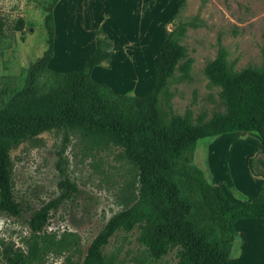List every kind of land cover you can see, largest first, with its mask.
I'll return each instance as SVG.
<instances>
[{
  "label": "trees",
  "instance_id": "1",
  "mask_svg": "<svg viewBox=\"0 0 264 264\" xmlns=\"http://www.w3.org/2000/svg\"><path fill=\"white\" fill-rule=\"evenodd\" d=\"M57 1L48 0L44 6L47 49L28 69L25 85L0 104V214L16 217L22 212L13 193L10 149L54 129L78 131L95 146L120 148L136 171L138 193L131 204L110 216L79 259L73 260L71 255L79 243L76 234L56 238L44 232L50 210L57 206L52 200L31 213L30 235L24 246L4 245L0 261L43 264L49 253L66 250L71 254L64 264H117L106 252L111 237L118 231L138 228L137 241L153 262L178 248L177 264H228L236 221L264 219V181L254 201L233 203L220 186L206 179L188 154L201 138L250 131L258 135L261 144L258 154L249 159V167L253 175L264 178V64L234 70L220 45L204 72L219 86L224 110L213 111L210 116H194L187 110L172 113L165 121L159 96L166 91L176 68L186 73L190 65L189 58L180 63L187 54L177 39L179 30L163 26L150 91L143 96L115 93L91 77L96 65L108 66L113 53L114 43L101 28L94 51L79 70L58 72L48 67L53 56V7ZM175 17L176 13L168 22L173 23ZM22 26L20 18L17 29ZM45 75L52 81L40 82ZM178 176L184 178L185 190ZM136 264H144V259L136 260Z\"/></svg>",
  "mask_w": 264,
  "mask_h": 264
},
{
  "label": "rangeland",
  "instance_id": "2",
  "mask_svg": "<svg viewBox=\"0 0 264 264\" xmlns=\"http://www.w3.org/2000/svg\"><path fill=\"white\" fill-rule=\"evenodd\" d=\"M158 1H161L158 15L168 9L163 26L168 30L177 28V39L186 48L187 56L180 63L190 59L187 72L176 68L166 87L167 93L159 96L162 117L168 121L172 113L184 114L187 110L194 116L223 111L220 88L208 80L204 68L216 57L220 45L234 70L264 64V0ZM47 2L0 0V104L25 85L28 69L47 49L44 26ZM175 13L173 23H169ZM20 18L23 26L17 29ZM161 32L157 27L158 43ZM150 75L149 66L139 79L149 82ZM44 81L51 82L52 77H41L40 82ZM260 144L257 134L234 131L199 139L188 156L231 202L251 201L261 183L260 177L252 175L248 160L258 154ZM10 158L13 193L22 212L16 217L0 214V254L6 244L24 246L30 235L31 213L56 200L57 206L50 210L44 232L56 238L72 232L79 243L73 254L54 251L43 264H64L69 254L73 260L79 259L110 216L137 197V174L121 149L95 146L78 131L43 132L11 148ZM177 181L185 190L184 178L178 176ZM235 229L228 264H264V219H240ZM138 232V228L116 232L110 239L107 255L117 264H136V260L143 259L144 264H177L178 248L158 262L151 261L137 241Z\"/></svg>",
  "mask_w": 264,
  "mask_h": 264
},
{
  "label": "crops",
  "instance_id": "3",
  "mask_svg": "<svg viewBox=\"0 0 264 264\" xmlns=\"http://www.w3.org/2000/svg\"><path fill=\"white\" fill-rule=\"evenodd\" d=\"M160 3L157 0H58L53 7V56L48 67L58 72L79 70L94 51L96 33L101 28L114 43L113 53L108 66L96 65L91 77L106 83L115 93L145 95L154 84L164 38L163 24L168 19V9L158 15ZM157 27L162 29L159 43ZM149 66V82L140 81L139 75L144 76ZM259 181L262 185L264 178L260 177ZM259 190L258 187L257 193L251 195V201L241 202L254 201Z\"/></svg>",
  "mask_w": 264,
  "mask_h": 264
}]
</instances>
